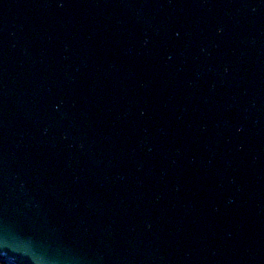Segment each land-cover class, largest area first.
<instances>
[{
  "label": "water",
  "instance_id": "obj_1",
  "mask_svg": "<svg viewBox=\"0 0 264 264\" xmlns=\"http://www.w3.org/2000/svg\"><path fill=\"white\" fill-rule=\"evenodd\" d=\"M0 261L264 264V0H0Z\"/></svg>",
  "mask_w": 264,
  "mask_h": 264
},
{
  "label": "trees",
  "instance_id": "obj_2",
  "mask_svg": "<svg viewBox=\"0 0 264 264\" xmlns=\"http://www.w3.org/2000/svg\"><path fill=\"white\" fill-rule=\"evenodd\" d=\"M0 264H8V263H6V262H1V261H0Z\"/></svg>",
  "mask_w": 264,
  "mask_h": 264
}]
</instances>
